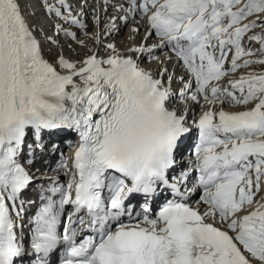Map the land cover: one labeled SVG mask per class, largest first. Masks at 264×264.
Here are the masks:
<instances>
[{"label": "snow or ice", "instance_id": "obj_1", "mask_svg": "<svg viewBox=\"0 0 264 264\" xmlns=\"http://www.w3.org/2000/svg\"><path fill=\"white\" fill-rule=\"evenodd\" d=\"M57 3L46 10L86 27ZM117 11L146 24L141 42L123 53L108 43L106 56L77 62L46 58L20 0H0V264H49L58 245L61 264H264V71L237 75L264 68V0H123ZM163 50L184 75L169 72ZM188 102L203 108L191 125ZM192 129L194 163L170 176ZM45 133L77 140L71 164L54 170L66 185L41 187L26 247L23 220L35 202L25 196L40 179L31 166ZM161 190L172 198L154 210Z\"/></svg>", "mask_w": 264, "mask_h": 264}, {"label": "bare ground", "instance_id": "obj_2", "mask_svg": "<svg viewBox=\"0 0 264 264\" xmlns=\"http://www.w3.org/2000/svg\"><path fill=\"white\" fill-rule=\"evenodd\" d=\"M27 1L26 0H24V4L26 3ZM37 2V1H36ZM46 3H51L50 2V0H46ZM40 3H39V1H38V3L36 4V6L40 9V11H42V9H41V7H40ZM22 5L20 4V7H21ZM102 9V8H101ZM39 15H40V13H39ZM32 18H33V16L31 17V20H32ZM36 24V23H35ZM107 28V27H106ZM121 29H119L118 30V34H111V35H109L107 38H106V41H102L101 40V38H102V33H100V32H97V31H99V29L97 30V31H95L94 32V34H92V36H91V39H89L88 40V37H86L84 40H83V42H85V41H87V43H90L91 45L93 44V42H95V37H96V35L97 34H99V39H100V43L98 44L99 46H97V48H102L103 46L102 45H104V44H108V43H112V44H114L115 46H116V48H117V50L118 51H120V52H126V45L127 44H125L126 42H128V40H129V38L127 39V38H125V39H122V40H118V38L120 37L119 35H121V31H120ZM257 30H259L258 28H257ZM256 30V32H260V30L259 31H257ZM79 32V31H78ZM77 32V33H78ZM80 33V32H79ZM131 35L130 34H128V35H126V37H130ZM82 38V37H81ZM80 38V39H81ZM122 38V37H121ZM69 39V38H68ZM141 39V38H140ZM134 40H136L135 38H133L132 39V41L131 42H133ZM137 41V40H136ZM139 41V40H138ZM137 41V42H138ZM135 45V44H134ZM94 47V46H93ZM69 48H70V46H69ZM91 48V47H90ZM87 51V50H86ZM89 51H91V52H98L97 50H95V49H93V50H89ZM88 51V52H89ZM64 53V52H63ZM65 54V53H64ZM90 54V53H89ZM100 54V56H102V53H99ZM106 54H108V53H106ZM105 54V55H106ZM103 57V56H102ZM71 59V58H70ZM149 70H150V67H149ZM245 71H247V70H243V71H240V73L241 72H245ZM249 71V70H248ZM239 73V74H240ZM237 75H238V73H237ZM226 111H239L238 109H236V108H231V109H229V110H226ZM42 181V179H38L37 180V182H41ZM262 194V193H261Z\"/></svg>", "mask_w": 264, "mask_h": 264}, {"label": "rangeland", "instance_id": "obj_3", "mask_svg": "<svg viewBox=\"0 0 264 264\" xmlns=\"http://www.w3.org/2000/svg\"><path fill=\"white\" fill-rule=\"evenodd\" d=\"M28 4H30V3H28ZM33 24V23H32ZM34 25H36L35 23H34ZM259 29V28H258ZM257 29H255V31H256ZM260 30V29H259ZM259 30H257V31H259ZM125 38H129V37H119L118 38V40H122V39H125ZM86 42V41H85ZM84 42V43H85ZM72 43L73 42H71V39L69 38V39H67V42H66V44L67 45H69L70 46V48L67 46L64 50H65V52L64 51H57V52H64L63 53V55L65 56V58H71V60H73V61H79V58L81 57V58H83V56H85L86 54L88 55L89 53H90V51L87 53L86 52V50L88 51V50H91V48H89V47H93V44L91 45L90 43H86L85 44V46H84V48H82V49H80V48H76V46L75 45H72ZM127 43V42H126ZM125 43V44H126ZM79 44V43H78ZM78 44H77V47H78ZM81 44V43H80ZM253 47H255V45H253ZM51 50V56H49V57H46V58H48V59H51L56 53V51L54 50V48H51L50 49ZM55 53V54H54ZM258 66V65H257ZM261 67V66H260ZM260 70H256V72H260V71H264V68H259ZM243 70H245V69H241L240 71H243ZM246 70H248V69H246ZM241 73H243V72H241ZM236 108V107H235ZM236 109H238V108H236ZM262 195V194H261Z\"/></svg>", "mask_w": 264, "mask_h": 264}]
</instances>
